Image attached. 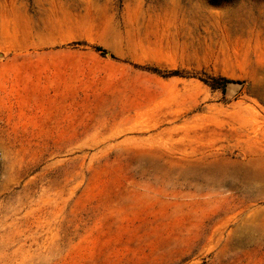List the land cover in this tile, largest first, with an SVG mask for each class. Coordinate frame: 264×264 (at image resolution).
<instances>
[{
    "label": "rangeland",
    "instance_id": "obj_1",
    "mask_svg": "<svg viewBox=\"0 0 264 264\" xmlns=\"http://www.w3.org/2000/svg\"><path fill=\"white\" fill-rule=\"evenodd\" d=\"M0 264H264V0H0Z\"/></svg>",
    "mask_w": 264,
    "mask_h": 264
}]
</instances>
